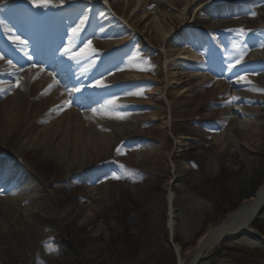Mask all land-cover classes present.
Here are the masks:
<instances>
[{
    "label": "rangeland",
    "instance_id": "374dc122",
    "mask_svg": "<svg viewBox=\"0 0 264 264\" xmlns=\"http://www.w3.org/2000/svg\"><path fill=\"white\" fill-rule=\"evenodd\" d=\"M189 1L188 19L184 21L187 25L195 19L199 20L195 23L203 24V15L217 13L214 22H224L221 27L234 29L228 40L235 36L236 42L232 41L236 44H242L244 31L264 26V0ZM98 3L108 7L99 6L104 15L102 28L114 26L131 38L138 37L134 40L136 54L130 64L123 62L116 66L125 70L117 75V81L131 90L129 108L118 111L119 116L143 117L147 122L141 136L136 139L127 136L117 146L121 154L112 157L111 151L92 155L85 170H75L67 177L62 175L57 151L49 152L45 159L58 166L54 170L35 154L31 142L23 141L17 150L18 158L12 162L33 183L30 188L26 184L23 191L0 196L17 201L11 212H6L0 203V264H136L139 260L137 264H177L176 251L169 245L172 236L182 253L192 250L208 230L220 226L264 183V131L262 143L258 147L252 145L248 156L233 149L222 157L217 155L215 136L229 122L176 119L172 127L164 128L161 117L152 116L153 111L147 109L155 106H147L142 97H134L135 90L146 89L150 84L133 83V75L141 79L146 71L155 87L166 78L169 41L155 42L151 52L144 50L153 31H135L130 17L119 15L115 7L125 0H116L112 7L102 0ZM244 5L254 14H249ZM170 11L177 17L172 31L175 35L183 27L187 11L174 7ZM253 38L250 45L261 47L263 50L256 56L264 59V32ZM112 44L113 38L109 36L106 41L92 43L90 49L107 50ZM256 78H264V72ZM175 82L170 83L173 86ZM215 107L220 105L216 103ZM119 120L126 122L123 118ZM192 131L199 138L183 142ZM125 152L131 155L129 161L124 159ZM211 154L217 155L215 163H209ZM43 179L49 182L47 187L41 184ZM170 195L173 230L168 228ZM89 214L90 221L86 219ZM254 229L264 240V212L256 219ZM201 264H264V243L243 235L221 244Z\"/></svg>",
    "mask_w": 264,
    "mask_h": 264
},
{
    "label": "bare ground",
    "instance_id": "6f19581e",
    "mask_svg": "<svg viewBox=\"0 0 264 264\" xmlns=\"http://www.w3.org/2000/svg\"><path fill=\"white\" fill-rule=\"evenodd\" d=\"M1 1L3 0H0V3ZM4 1L6 6L7 0ZM18 1L50 4L49 0ZM115 1L107 0V3L112 7ZM228 1L233 2L234 0ZM151 5L153 7H150ZM190 5L189 0H125L124 4L116 5L115 9L119 15L126 14V17L127 15L130 17L131 27L135 31L138 29L153 31V34L148 37L149 44L144 45V50L147 49L151 52V45L154 46L155 42L164 43L168 38H172L177 17L170 11V8L174 7L180 10L184 8L187 11L183 19V23H185L184 21L188 19ZM124 19L126 21L127 18ZM223 23L205 19L203 24H196L195 30L210 31L220 27ZM4 25L5 21L0 17V100L4 98L0 101L1 196L23 191L26 184L30 188L33 183L32 179L28 178L24 171L12 162L13 158H18L17 150L23 141L31 142L35 154L44 160L45 165L54 170L58 166H54L53 161L46 162L45 159L47 160L48 154L50 155L49 152L57 151V159L62 166V175L67 177L75 170H85L92 155L96 156L99 153L112 151L111 156H115L114 149L123 140H127V136L130 139H136L142 135V127L147 122L143 117H132L130 120L128 116L116 117L108 113L107 116H103L102 114L105 112L103 109H99L96 113L90 112L88 108L96 97L94 100L82 101L88 96V90L82 89L76 93L63 94L59 90H54L57 82L53 74L39 68H31L21 73L17 67H14L16 62L13 63L9 59L8 49L10 47L6 45V43H18V41H15L13 33L3 30ZM105 32L117 39L116 46L126 45L131 38L130 34L114 26H110ZM184 32L179 40L186 37ZM101 36H105V34L102 33ZM10 37L12 38L10 39ZM62 41L63 38L60 43ZM78 43H80L79 36L69 39L63 55L68 56L71 51L76 50L75 47L78 46ZM195 43H198L200 47L195 48L191 46L192 44L184 47L175 44L171 47L167 53L169 60L166 62V78L157 82L159 86L161 85L160 87L154 86L153 78H150L146 71L142 72L141 79L136 78L135 82L144 80L150 86L147 85V89L137 91L136 96L142 97L147 106H155L147 109L153 111L152 116L161 117L164 128L172 127L176 119L229 122L225 125L224 131L215 136L217 155L224 157L229 155L233 149H238L248 156L252 145L258 147L262 143L261 135L264 131V78L258 79L252 75V66L255 64L264 65V59L258 57L253 65L240 63V65L233 66L232 61L227 58L229 71L225 76L226 80L231 83L223 82L210 77L204 70L206 58L213 57V53H220L218 43L216 41L202 43L198 40ZM77 52L80 55L86 53L83 49H78ZM37 54L35 52L33 58L38 59ZM256 55L253 54V56ZM23 57L30 59L25 55ZM175 61L177 65L172 67L171 63ZM77 63L79 62L76 60L73 64H61L56 71H58L57 73L69 71L71 66ZM95 71V69L89 68L70 77V80L63 78L61 83L76 86L82 79L91 76ZM237 75H239L238 79H235ZM241 77L243 79H240ZM172 80L176 81L173 86L170 83ZM116 82L117 77L112 80L100 81L97 85L104 87ZM174 86L177 88L174 89ZM48 94L50 95L47 96ZM216 103L220 105V108L215 107ZM112 105H117V108L122 110L129 108L125 99ZM65 107L71 108L65 110ZM121 118L126 122L120 123L119 119ZM34 134H36V138H32ZM187 136L189 138L184 139L183 142L189 141L190 138H199L196 131L189 132ZM159 145L157 144V146ZM184 145L185 143H183ZM217 155L211 154L209 163H215ZM124 156V159L128 161L131 158L128 152H125ZM139 158H143L141 154ZM65 163H67V167ZM41 184L47 187L49 182L43 179ZM108 184L105 181L104 186L108 188ZM167 201L172 204L173 196L170 195ZM16 202L9 198L0 199V203L6 207V212L13 211ZM263 205L264 183L258 188L255 196L246 200L239 209L230 213L223 224L208 230L192 250L182 253L176 246L178 264H196L200 257L211 253L216 244L228 236L243 232L257 233L253 224ZM86 219L90 221L91 215L86 216ZM174 222V213L170 206L168 224L170 230L174 229Z\"/></svg>",
    "mask_w": 264,
    "mask_h": 264
},
{
    "label": "snow or ice",
    "instance_id": "6c2138e0",
    "mask_svg": "<svg viewBox=\"0 0 264 264\" xmlns=\"http://www.w3.org/2000/svg\"><path fill=\"white\" fill-rule=\"evenodd\" d=\"M241 31H243V30H241ZM73 32H76V29H73ZM12 37H10V39H11ZM15 41H19L21 44H24V45H26L27 44V41L26 40H21V38L19 37V36H16L15 38ZM239 61H237V63H238ZM9 63H11V61H9ZM240 79H243V77H241ZM228 103H231V101H228ZM95 111V110H94ZM115 151H116V153L119 155V154H121V148L120 147H117L116 149H115ZM120 167L121 168H123L124 166L123 165H120ZM114 178H117V179H119V177H114Z\"/></svg>",
    "mask_w": 264,
    "mask_h": 264
},
{
    "label": "water",
    "instance_id": "95a60500",
    "mask_svg": "<svg viewBox=\"0 0 264 264\" xmlns=\"http://www.w3.org/2000/svg\"><path fill=\"white\" fill-rule=\"evenodd\" d=\"M264 208H262L261 209V211L263 210ZM236 238V236H228V237H226V238H224L223 240L225 241V240H232V239H235ZM204 259L203 258H200L199 260H198V262H197V264H199L200 262H202Z\"/></svg>",
    "mask_w": 264,
    "mask_h": 264
},
{
    "label": "trees",
    "instance_id": "16d2710c",
    "mask_svg": "<svg viewBox=\"0 0 264 264\" xmlns=\"http://www.w3.org/2000/svg\"><path fill=\"white\" fill-rule=\"evenodd\" d=\"M248 197H250V196H248ZM139 261H140V260H139ZM139 261H138V262H139ZM138 262H137V263H138ZM140 262H141V261H140ZM137 263H136V264H137Z\"/></svg>",
    "mask_w": 264,
    "mask_h": 264
}]
</instances>
